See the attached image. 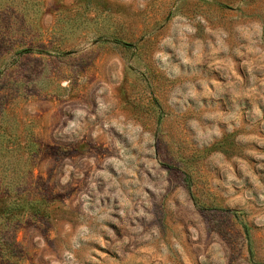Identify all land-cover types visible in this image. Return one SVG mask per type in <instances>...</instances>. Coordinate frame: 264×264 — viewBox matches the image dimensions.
<instances>
[{
  "label": "rangeland",
  "instance_id": "rangeland-1",
  "mask_svg": "<svg viewBox=\"0 0 264 264\" xmlns=\"http://www.w3.org/2000/svg\"><path fill=\"white\" fill-rule=\"evenodd\" d=\"M0 264H264V0H0Z\"/></svg>",
  "mask_w": 264,
  "mask_h": 264
},
{
  "label": "trees",
  "instance_id": "trees-1",
  "mask_svg": "<svg viewBox=\"0 0 264 264\" xmlns=\"http://www.w3.org/2000/svg\"><path fill=\"white\" fill-rule=\"evenodd\" d=\"M35 152H36V154H38L39 153V151H40V147H39V145L37 144L36 146H35Z\"/></svg>",
  "mask_w": 264,
  "mask_h": 264
}]
</instances>
